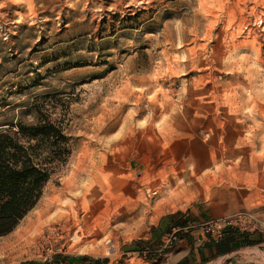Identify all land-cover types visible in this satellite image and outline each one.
Wrapping results in <instances>:
<instances>
[{
    "label": "rangeland",
    "instance_id": "rangeland-1",
    "mask_svg": "<svg viewBox=\"0 0 264 264\" xmlns=\"http://www.w3.org/2000/svg\"><path fill=\"white\" fill-rule=\"evenodd\" d=\"M39 117L71 154L0 264H168L169 215L264 219V0H0V126Z\"/></svg>",
    "mask_w": 264,
    "mask_h": 264
},
{
    "label": "trees",
    "instance_id": "trees-1",
    "mask_svg": "<svg viewBox=\"0 0 264 264\" xmlns=\"http://www.w3.org/2000/svg\"><path fill=\"white\" fill-rule=\"evenodd\" d=\"M70 154L69 136L59 122L39 117L33 123L18 121L0 128V236L35 206ZM258 236L247 243L264 241Z\"/></svg>",
    "mask_w": 264,
    "mask_h": 264
},
{
    "label": "crops",
    "instance_id": "crops-1",
    "mask_svg": "<svg viewBox=\"0 0 264 264\" xmlns=\"http://www.w3.org/2000/svg\"><path fill=\"white\" fill-rule=\"evenodd\" d=\"M197 221L186 217L182 214L169 215L157 231L154 232V237L150 241L151 247L159 246L163 251L159 255H168V264H170V253L173 252V264H191L192 262L209 263L215 259L226 257L234 251L238 250L247 241L257 239L259 236L256 233L242 232L235 228H226L220 239L215 240L201 229L197 228ZM176 232L177 240L171 248H163V243L170 233ZM156 234V235H155ZM261 237H264L261 235ZM156 244V245H153ZM159 249H154L151 252H159ZM156 258H152L153 262ZM96 264L95 260L88 256H82L70 261L61 256H55L51 261L44 264Z\"/></svg>",
    "mask_w": 264,
    "mask_h": 264
},
{
    "label": "built area",
    "instance_id": "built-area-1",
    "mask_svg": "<svg viewBox=\"0 0 264 264\" xmlns=\"http://www.w3.org/2000/svg\"><path fill=\"white\" fill-rule=\"evenodd\" d=\"M155 193V191H152ZM264 228V219H260L253 214L246 212H234L228 215L212 218L202 223L203 231L215 240L221 238L226 228H235L242 232L254 233L258 227L254 223ZM177 240L176 232L170 233L163 243V248L170 247Z\"/></svg>",
    "mask_w": 264,
    "mask_h": 264
},
{
    "label": "water",
    "instance_id": "water-1",
    "mask_svg": "<svg viewBox=\"0 0 264 264\" xmlns=\"http://www.w3.org/2000/svg\"><path fill=\"white\" fill-rule=\"evenodd\" d=\"M5 126H6V125L0 126V128H1V127H5Z\"/></svg>",
    "mask_w": 264,
    "mask_h": 264
}]
</instances>
